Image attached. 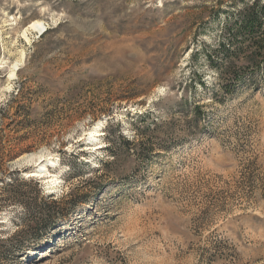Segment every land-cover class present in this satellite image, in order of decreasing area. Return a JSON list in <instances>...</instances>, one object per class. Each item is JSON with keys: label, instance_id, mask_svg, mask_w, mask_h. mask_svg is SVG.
<instances>
[{"label": "rangeland", "instance_id": "1", "mask_svg": "<svg viewBox=\"0 0 264 264\" xmlns=\"http://www.w3.org/2000/svg\"><path fill=\"white\" fill-rule=\"evenodd\" d=\"M251 3L0 0V264H264V67L217 48Z\"/></svg>", "mask_w": 264, "mask_h": 264}, {"label": "trees", "instance_id": "2", "mask_svg": "<svg viewBox=\"0 0 264 264\" xmlns=\"http://www.w3.org/2000/svg\"><path fill=\"white\" fill-rule=\"evenodd\" d=\"M228 21H231V25L225 22L223 39L217 48L220 51V57L225 59L231 57V68L228 69V74L231 75V84L240 87L241 84L248 85L254 82V76L249 77V74L244 79L243 71L253 75L259 67H264V0H252L251 4L231 14ZM240 59L246 63L243 69L234 66V63ZM199 109V106H194V113H198ZM123 144L133 154H138L137 149L142 146V142L134 143L125 140ZM113 145L114 141H109V150H112ZM150 149L151 147H148V150Z\"/></svg>", "mask_w": 264, "mask_h": 264}, {"label": "bare ground", "instance_id": "3", "mask_svg": "<svg viewBox=\"0 0 264 264\" xmlns=\"http://www.w3.org/2000/svg\"><path fill=\"white\" fill-rule=\"evenodd\" d=\"M29 25H30L29 26L30 30L35 31L36 33H39V35L42 34L43 31L45 30V26L41 22H33V23L29 24ZM23 36L26 37V32L25 31L23 33ZM23 58H24L23 53H21V59L13 65L12 71H11V73L9 75L10 77H13L15 75L14 72L17 69V67L19 65V62ZM97 132H98L97 130L93 131V133L90 135V138L95 140L96 138L100 137L101 134H99ZM95 149H98V148L96 147ZM35 160H36V163H39V165H38L39 168H38V171L33 172V174H31L30 176H32V177H40V178H44V177L47 178L46 175L48 176V169H47V163L48 162L44 163L43 159H41L39 156L36 157ZM49 182L50 183H55V180L50 179Z\"/></svg>", "mask_w": 264, "mask_h": 264}]
</instances>
